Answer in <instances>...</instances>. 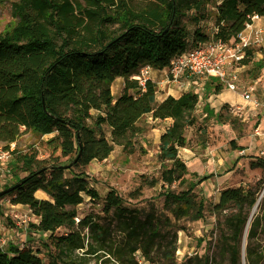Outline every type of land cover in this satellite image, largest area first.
<instances>
[{"label": "trees", "instance_id": "obj_1", "mask_svg": "<svg viewBox=\"0 0 264 264\" xmlns=\"http://www.w3.org/2000/svg\"><path fill=\"white\" fill-rule=\"evenodd\" d=\"M212 4L215 10L204 13ZM188 11H194L191 22L195 25L210 16L215 21L211 37L196 27L193 47L211 39L231 42L238 39L254 17H264V0L12 3L14 22L0 32V142L7 150L25 132L38 136L56 132L50 143H57L61 156L68 157L70 162L66 165L58 158L18 155L16 159L26 175H16L14 183L5 185L4 189L15 187L0 200L10 197L13 204L30 208L38 219L33 226L48 233L56 249L49 264H175V250L163 243L162 220L151 215L141 218L140 211L123 205V198L115 190L108 192L102 211L112 212L116 228L100 223L93 214L86 213L78 223L75 217L85 196L90 200L99 197L86 172L80 169L93 160L106 159L114 145L133 152L135 137L144 130L141 122L146 115L154 120L172 121L160 137L161 178L146 183L171 185L182 182L188 173L179 150L187 144L185 131L196 122L197 94L184 92L179 97L169 95L159 100L155 81L148 78L141 85L135 78L144 67L168 69L174 57L192 47L184 21ZM250 54L248 51L242 65L251 62ZM259 67H263V62ZM117 78L124 83L115 98L111 88ZM215 117L222 121L221 113H215ZM105 128L109 129L110 139ZM255 165L252 161L251 166ZM72 169L77 171L68 175L66 170ZM142 185L130 196L138 198ZM39 189L50 200L39 199ZM165 197L176 217H203L202 201H197L191 189H168ZM257 201L256 192L229 187L221 191L219 201L211 209L217 214L229 208L235 210L227 218L232 240L228 246L231 264H258L263 256L251 244L261 220L258 214L250 221ZM59 229L66 231L56 235ZM116 232L122 237H117ZM0 264L45 263L41 251L31 246L14 242L3 246L0 242Z\"/></svg>", "mask_w": 264, "mask_h": 264}, {"label": "rangeland", "instance_id": "obj_2", "mask_svg": "<svg viewBox=\"0 0 264 264\" xmlns=\"http://www.w3.org/2000/svg\"><path fill=\"white\" fill-rule=\"evenodd\" d=\"M14 1L0 2V32L14 22ZM209 10L214 11L215 4L208 6L204 13ZM192 15L194 11H188L184 17L190 46L196 27L199 26L204 34L211 37L215 26L212 16L195 25L191 22ZM254 25L264 29V17L255 19ZM244 34L248 35L249 31ZM248 51L252 60L241 67L239 74L243 82L256 84L259 94H262L264 40L260 45L252 44ZM260 62H263V67H259ZM149 77L161 82L166 75L164 71L150 72ZM187 81L181 80L180 83L188 85ZM190 82L188 88L173 83L160 89L157 86V97L160 100L170 89L188 92L200 90L193 81ZM122 88L123 80L116 79L111 88L114 97L121 93ZM217 112L222 114V121L215 117ZM93 114L97 115L98 112L93 111ZM195 115V125L185 131L186 147L179 150L181 159L188 167V173L182 182L176 181L171 185L158 182L155 186L146 183L152 178H161L162 166L158 158L160 137L172 122L170 119L154 120L150 115H146L141 122L144 130L135 137L133 152L129 153L122 146L114 145L113 151L106 159L93 160L80 169L86 172L99 197L90 200L85 196L84 202L77 209L84 214H93L100 223H110L112 228H116L118 224L112 212L102 211L108 192L115 190L123 198V205L140 211L141 218L151 215L153 219L162 220L163 243L169 250H175V264H231L228 246L232 244V240L227 218L235 210L229 208L217 214L211 209L219 201L223 189L243 187L258 195L259 204L251 222L258 214L261 215V220L251 244L258 253H263L258 264H264V154L261 153L264 150V140L254 136L259 117L251 104L216 81H209L201 88V98ZM105 130L110 139L109 129ZM56 135V132L44 136L31 132L23 133L15 146H10L14 152H11L9 160L0 161V191L4 190L5 185L14 183L16 175H26L21 170L22 163L16 159L18 155L36 154L40 159L58 158L61 163L69 164L70 159L61 156L58 144L50 143ZM2 150L4 144L0 142V151ZM252 161L256 163L255 166H251ZM76 171L66 170V173L70 175ZM141 184L142 194L138 198L131 197L130 193ZM168 189L175 192L191 189L197 201H202L203 217L195 220L190 217H176L171 211V205L166 201L165 192ZM0 204V242L4 243V246L10 242L31 246L34 250L41 251L44 263L49 264L52 256L56 254V249L51 244L49 234L33 226L38 223V219L30 208L23 204H13L10 197L2 198ZM65 231L59 229L55 234L60 235ZM116 235L122 237L119 232H116ZM139 259L144 263L141 257Z\"/></svg>", "mask_w": 264, "mask_h": 264}, {"label": "built area", "instance_id": "obj_3", "mask_svg": "<svg viewBox=\"0 0 264 264\" xmlns=\"http://www.w3.org/2000/svg\"><path fill=\"white\" fill-rule=\"evenodd\" d=\"M253 22L247 24L246 29L241 32L236 41L223 42L211 39L210 41L195 47L188 48L182 54L171 60L170 67L165 72V79L157 82L151 77L150 67H144L141 74L135 76L141 85H144L146 79L150 78L156 82L159 89L171 83L179 87L188 88L191 82L200 87V90H192L201 98V88L205 87L209 81H216L225 86L228 90L239 95L244 101L251 104L259 117L258 125L254 128V136L264 140V91L259 94V87L256 84L243 82L240 77L242 61L248 57V50L252 44L260 45L264 40V29L257 28ZM249 31L248 35L244 33ZM181 80H188L187 84H181ZM15 146V144H11ZM12 147L0 151V161L7 162L11 156ZM264 154V150L261 151ZM84 213L77 212L75 217L76 223L84 217ZM4 246V243H2Z\"/></svg>", "mask_w": 264, "mask_h": 264}, {"label": "crops", "instance_id": "obj_4", "mask_svg": "<svg viewBox=\"0 0 264 264\" xmlns=\"http://www.w3.org/2000/svg\"><path fill=\"white\" fill-rule=\"evenodd\" d=\"M164 70H155V69H151V72H163ZM118 79V78H117ZM122 79V78H121ZM123 80V79H122ZM124 83V81H123ZM185 89V88H184ZM184 92H188L187 90H177V89H170L168 93L162 95L160 100L165 99L167 96L172 95L174 97H179L180 95H182ZM118 97V96H117ZM116 98V97H115ZM36 196L39 199H44V200H50L49 196L46 194V192H44L43 190L39 189L36 192Z\"/></svg>", "mask_w": 264, "mask_h": 264}, {"label": "water", "instance_id": "obj_5", "mask_svg": "<svg viewBox=\"0 0 264 264\" xmlns=\"http://www.w3.org/2000/svg\"><path fill=\"white\" fill-rule=\"evenodd\" d=\"M14 187H15V185H14V186H11V187H9V188H7V189H4V190L0 191V197L3 196L4 194L10 192L11 190H13ZM258 204H259V200L256 202V204H255V206H254V208H253V211H252L251 217H253L254 212H255V210H256ZM247 229H248V226H247ZM247 229H246L245 235H244V237H243V246H242V255H243V259H244L245 248H246V234H247ZM244 264H245V263H244Z\"/></svg>", "mask_w": 264, "mask_h": 264}, {"label": "bare ground", "instance_id": "obj_6", "mask_svg": "<svg viewBox=\"0 0 264 264\" xmlns=\"http://www.w3.org/2000/svg\"><path fill=\"white\" fill-rule=\"evenodd\" d=\"M258 207V206H257ZM257 209V208H256ZM256 211V210H255ZM251 214H252V212H251ZM250 221H251V216H250ZM250 221H249V223H250ZM249 223H248V227H249Z\"/></svg>", "mask_w": 264, "mask_h": 264}]
</instances>
